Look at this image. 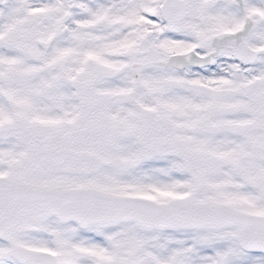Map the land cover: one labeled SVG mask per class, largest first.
<instances>
[{"label":"snow or ice","instance_id":"6c2138e0","mask_svg":"<svg viewBox=\"0 0 264 264\" xmlns=\"http://www.w3.org/2000/svg\"><path fill=\"white\" fill-rule=\"evenodd\" d=\"M0 264H264V0H0Z\"/></svg>","mask_w":264,"mask_h":264}]
</instances>
